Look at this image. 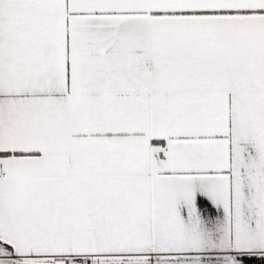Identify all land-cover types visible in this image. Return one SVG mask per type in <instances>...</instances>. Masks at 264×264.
Segmentation results:
<instances>
[{
  "label": "snow or ice",
  "instance_id": "1",
  "mask_svg": "<svg viewBox=\"0 0 264 264\" xmlns=\"http://www.w3.org/2000/svg\"><path fill=\"white\" fill-rule=\"evenodd\" d=\"M0 264H264V0H0Z\"/></svg>",
  "mask_w": 264,
  "mask_h": 264
}]
</instances>
